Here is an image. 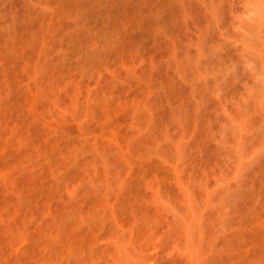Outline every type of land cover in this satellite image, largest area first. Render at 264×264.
<instances>
[{
	"label": "rangeland",
	"instance_id": "374dc122",
	"mask_svg": "<svg viewBox=\"0 0 264 264\" xmlns=\"http://www.w3.org/2000/svg\"><path fill=\"white\" fill-rule=\"evenodd\" d=\"M0 264H264V0H0Z\"/></svg>",
	"mask_w": 264,
	"mask_h": 264
}]
</instances>
